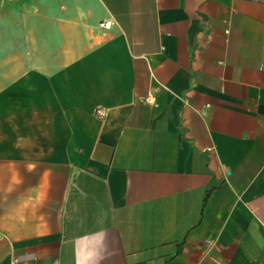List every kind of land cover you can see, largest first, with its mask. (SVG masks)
<instances>
[{"label": "crops", "instance_id": "0c3cea01", "mask_svg": "<svg viewBox=\"0 0 264 264\" xmlns=\"http://www.w3.org/2000/svg\"><path fill=\"white\" fill-rule=\"evenodd\" d=\"M0 264H264V0H0Z\"/></svg>", "mask_w": 264, "mask_h": 264}, {"label": "built area", "instance_id": "2783aa9c", "mask_svg": "<svg viewBox=\"0 0 264 264\" xmlns=\"http://www.w3.org/2000/svg\"><path fill=\"white\" fill-rule=\"evenodd\" d=\"M105 26H107L106 23H101L100 24V27H105ZM96 113H97V115H102V112L100 110H98Z\"/></svg>", "mask_w": 264, "mask_h": 264}]
</instances>
